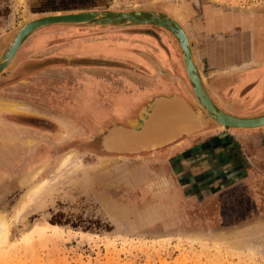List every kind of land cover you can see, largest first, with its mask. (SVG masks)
I'll list each match as a JSON object with an SVG mask.
<instances>
[{
    "label": "rangeland",
    "instance_id": "obj_1",
    "mask_svg": "<svg viewBox=\"0 0 264 264\" xmlns=\"http://www.w3.org/2000/svg\"><path fill=\"white\" fill-rule=\"evenodd\" d=\"M134 8L178 16L188 32L206 11L264 21V0H0V49L8 31L47 10ZM142 52L165 53V66L180 62L174 37L157 26L49 25L0 74V101L16 105L0 109V217L11 229L0 264H264V128L210 123L173 150L98 156L91 147L100 135H85L56 108L70 101L91 132L103 124L92 115L121 120L119 112L160 92ZM71 152L83 168L60 178ZM45 179L50 188L16 221Z\"/></svg>",
    "mask_w": 264,
    "mask_h": 264
},
{
    "label": "water",
    "instance_id": "obj_2",
    "mask_svg": "<svg viewBox=\"0 0 264 264\" xmlns=\"http://www.w3.org/2000/svg\"><path fill=\"white\" fill-rule=\"evenodd\" d=\"M179 22L172 14L151 8L77 10L69 14L39 15L24 21L4 35L3 47L0 49V74L5 71L24 41L34 31L45 26L80 24L114 27L157 26L167 30L174 37L185 78L163 69L159 63L146 54L143 56L153 65L157 75L173 82L178 81L189 99L177 94L150 97L148 102L140 108L137 117L134 120H127V127L115 125L106 130L96 129L98 134L104 132L100 135V144L105 152L118 154L155 152L184 135L187 136L207 127L210 123L220 129L256 130L264 128V111L257 115L238 116L224 110L213 101L197 68L188 31ZM173 103H178L184 110L180 117L174 115L179 121L178 124L173 128L157 130L155 128L157 112L165 105ZM117 130L129 133L133 138L124 145L112 144L111 134Z\"/></svg>",
    "mask_w": 264,
    "mask_h": 264
},
{
    "label": "crops",
    "instance_id": "obj_3",
    "mask_svg": "<svg viewBox=\"0 0 264 264\" xmlns=\"http://www.w3.org/2000/svg\"><path fill=\"white\" fill-rule=\"evenodd\" d=\"M47 11L58 12L55 10ZM235 19L236 17L220 14L211 15L206 11L204 15H200L198 21H194L193 31H189L188 34L192 42L197 68L213 101L224 110L238 116L257 115L264 111V21ZM225 34L228 36L226 37ZM193 35L197 37V44L194 42ZM143 54L159 63L163 69L185 78L181 58L180 62L177 60V64L170 59V61L172 60L170 64L165 66V63H162L160 59H163L165 53L161 56H154L145 52L140 53L145 64L154 72L151 77H156L154 79L159 80L153 85L156 90L160 91L152 95H145L140 103L147 99L144 102L146 104L150 97L174 94L188 100L189 98L181 84L178 81L173 82L157 75L153 65ZM179 64L182 70L179 69ZM176 86L178 88L180 86L183 92L173 88ZM191 134L184 135L155 152L162 149L173 150L177 145L189 140L192 137Z\"/></svg>",
    "mask_w": 264,
    "mask_h": 264
},
{
    "label": "bare ground",
    "instance_id": "obj_4",
    "mask_svg": "<svg viewBox=\"0 0 264 264\" xmlns=\"http://www.w3.org/2000/svg\"><path fill=\"white\" fill-rule=\"evenodd\" d=\"M61 13H68L69 14V13H75V11L48 13V14H43V15H59ZM35 17H37V16H33L32 18H35ZM176 18L179 19L178 16ZM179 21L182 23V20L179 19ZM10 63L7 66V68L10 66ZM12 107H16V105L0 101V109H2V110H11ZM183 113H184V110L178 103L165 105L164 107H162L157 112V115H156V118H155V128L157 130H161V129L166 130L168 128H173L179 122L178 120H176V117H174V115L175 116L177 115L178 117H180L181 114H183ZM111 135L112 136H111V140L110 141H111L112 144H115V145L116 144H123V145L127 144L128 140L133 138L131 136V134L124 133L123 131H120V130H117L116 132H114ZM133 135H136V134H133ZM72 155H74V154L71 152L70 154H67L66 156H64L61 159L59 167H58L59 172H61V175H59L60 178H61V176L63 178H65V179L69 178L71 175L75 174L78 170L83 168L82 167L83 166V161H81L80 158H75L73 160V162L70 161ZM42 167L43 166L38 167L35 170L33 169L34 171H32L31 173L28 174L26 180H28L29 182L34 181L38 177V175L41 173ZM49 188H50V186L48 184V180L47 179L41 181V183H39L37 185H33L32 188L29 190V194L26 196L24 201L21 202V204H20V206H19V208L17 210L16 221H19L20 213L25 211V209L28 207L29 204H31V202H34L35 199H38L40 197V195H42L44 192H46V190H48ZM34 205H35V203H34ZM10 235H11V229L9 227V223L2 216V217H0V247L4 246L8 242Z\"/></svg>",
    "mask_w": 264,
    "mask_h": 264
},
{
    "label": "flooded vegetation",
    "instance_id": "obj_5",
    "mask_svg": "<svg viewBox=\"0 0 264 264\" xmlns=\"http://www.w3.org/2000/svg\"><path fill=\"white\" fill-rule=\"evenodd\" d=\"M99 58V57H98ZM94 65H96V64H94ZM147 101V99L145 100V102ZM56 103H57V101H55ZM69 103H71L70 101L69 102H65V103H63L62 101L61 102H59L58 104H56V108H58L59 109V111H61L62 113H64V114H66L67 116H69L70 117V119H75V122H77V123H81V125H82V129H84V130H86L85 132H84V134L85 135H103V133H100V134H98V133H96V132H91L90 130L93 128V127H90V130L88 131V126H89V123H88V121H86V119H83V118H80V117H77V116H75L74 114H72V113H74V112H78L77 111V108L76 107H73V106H71ZM142 104H144V102H142V103H134V104H132L129 108H128V110H126V111H122V112H119V115L118 116H116V118H119L120 117V119H121V117H122V119L121 120H117V119H115V120H109V121H107V119H109L108 118V116H109V114L107 115V114H105V115H101V116H94V115H92V117H90L94 122H99L100 124H102V125H100V127L101 128H103L104 130H106V129H108V128H110V127H112V126H115V125H123V126H127V120L128 119H134V118H136L137 117V114H138V110H140L139 108L141 107V105ZM64 105V106H63ZM80 112H81V110H80ZM100 112H102V111H100ZM104 112V111H103ZM86 114H89L87 111L85 112ZM84 115V114H83ZM82 115V116H83ZM81 116V117H82ZM85 116V115H84ZM78 118H80V119H78ZM128 118V119H127ZM18 119V123H21V124H28V125H30V122L31 123H35L36 125H37V123L36 122H38V123H44V122H42L41 120H36V119H27V121H21L19 118H17ZM74 119H73V121H74ZM108 122V123H107ZM34 124V125H35ZM45 124V123H44ZM41 125V124H40ZM197 133H195V134H191V135H196ZM259 135H264V133H260ZM100 141H101V136H100ZM91 150L93 151V152H95V153H97V155L98 156H133V155H138V154H142V153H145V154H151V153H153V152H141V153H138V154H118V153H108V152H105L104 150H103V148L101 147V144H100V142L98 143V144H95V146H92L91 147Z\"/></svg>",
    "mask_w": 264,
    "mask_h": 264
}]
</instances>
